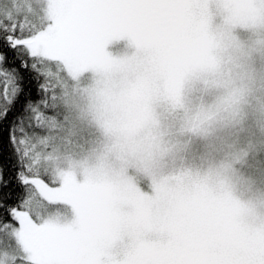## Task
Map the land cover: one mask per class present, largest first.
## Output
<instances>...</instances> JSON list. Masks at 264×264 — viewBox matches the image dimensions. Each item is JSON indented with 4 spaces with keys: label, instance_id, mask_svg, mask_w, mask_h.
<instances>
[{
    "label": "clouds",
    "instance_id": "obj_1",
    "mask_svg": "<svg viewBox=\"0 0 264 264\" xmlns=\"http://www.w3.org/2000/svg\"><path fill=\"white\" fill-rule=\"evenodd\" d=\"M31 3L43 16L46 0ZM162 6L172 14L162 27L140 25L134 55L53 79L56 127L47 133L51 158L41 167L70 172L101 204L127 186L138 190L141 212L128 220L122 205L124 221L103 250L104 264H246L253 255L261 264L264 0ZM92 39L81 29L64 44L81 52ZM70 219V212L59 213L61 224ZM96 226L93 219L85 243H96Z\"/></svg>",
    "mask_w": 264,
    "mask_h": 264
},
{
    "label": "snow or ice",
    "instance_id": "obj_2",
    "mask_svg": "<svg viewBox=\"0 0 264 264\" xmlns=\"http://www.w3.org/2000/svg\"><path fill=\"white\" fill-rule=\"evenodd\" d=\"M46 2L43 16L31 0H8L7 6L0 2V142L12 149L10 163L0 160V264H104L103 250L124 221L122 205L128 206L131 220L140 214L142 198L127 186L101 204L96 191L86 182L78 183L70 172L41 167L42 159L51 158L46 150L54 138L47 133L56 127L53 79L61 80V73L76 78L87 70L108 68L115 63L105 51L110 41L126 37L141 47L140 25L162 27L172 10L162 6L167 0ZM81 29L92 32V42L84 51H70L64 38ZM33 91L41 94L37 100L32 99ZM53 207L70 212V221L60 223L61 211L55 218L48 216ZM93 219L96 243L90 245L84 237ZM246 264H258L255 255Z\"/></svg>",
    "mask_w": 264,
    "mask_h": 264
},
{
    "label": "rangeland",
    "instance_id": "obj_3",
    "mask_svg": "<svg viewBox=\"0 0 264 264\" xmlns=\"http://www.w3.org/2000/svg\"><path fill=\"white\" fill-rule=\"evenodd\" d=\"M4 2V0H0ZM105 51L113 58L121 59L125 57L132 56L136 53L135 45L128 38H121L110 41L105 46ZM85 75H90V73H85ZM52 211H66L63 207H53Z\"/></svg>",
    "mask_w": 264,
    "mask_h": 264
},
{
    "label": "trees",
    "instance_id": "obj_4",
    "mask_svg": "<svg viewBox=\"0 0 264 264\" xmlns=\"http://www.w3.org/2000/svg\"><path fill=\"white\" fill-rule=\"evenodd\" d=\"M40 93L38 91H33L32 93V99L33 100H37L40 97ZM10 119H12V117L10 116ZM25 125H27L28 121L25 120ZM4 130L2 128H0V133H2ZM29 132L32 131H36L39 132L40 129L38 128H29L28 129ZM12 149L9 146V144L7 142H0V160H3V162L5 163H10L11 159H12Z\"/></svg>",
    "mask_w": 264,
    "mask_h": 264
}]
</instances>
